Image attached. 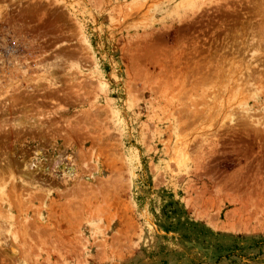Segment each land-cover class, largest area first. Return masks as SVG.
Masks as SVG:
<instances>
[{
  "label": "rangeland",
  "instance_id": "374dc122",
  "mask_svg": "<svg viewBox=\"0 0 264 264\" xmlns=\"http://www.w3.org/2000/svg\"><path fill=\"white\" fill-rule=\"evenodd\" d=\"M0 95V264H264V0H0Z\"/></svg>",
  "mask_w": 264,
  "mask_h": 264
},
{
  "label": "bare ground",
  "instance_id": "6f19581e",
  "mask_svg": "<svg viewBox=\"0 0 264 264\" xmlns=\"http://www.w3.org/2000/svg\"><path fill=\"white\" fill-rule=\"evenodd\" d=\"M253 47H254V46H253ZM256 52H257V51H256ZM250 73H251V72H250ZM240 74H241V72H240ZM231 77H232V76H231ZM233 77H234V76H233ZM227 79H228V78H227ZM236 79H237V78H236ZM236 79H235V81H236ZM228 80H229V79H228ZM233 80H234V79H233ZM233 80H232V81H233ZM243 81H245V80H243ZM236 82H237V81H236ZM243 83L245 84V82H243ZM237 84L239 85L240 83L237 82ZM247 84H248V82H247ZM248 85H250V84H248ZM234 86H235V85H234ZM236 86H237V85H236ZM240 86H241V85H240ZM246 86H247V85H246ZM246 86L243 85V89H244ZM6 87H8V85H6ZM248 87L250 88V86H248ZM248 87H247V88H248ZM234 88H235V87H234ZM236 88H238L237 91L240 90V89H239V88H240L239 86H237ZM236 88H235V89H236ZM243 89H241V90H243ZM6 90H7V89H6ZM227 90H228V89H227ZM252 90H253V89H252ZM255 90H256V89H255ZM255 90H254V91H255ZM244 91L246 92L247 89L244 90ZM250 91H251V89H250V90L248 89L247 92H250ZM245 92H244V93H245ZM256 92H258V91L256 90ZM240 93H241V92H240ZM240 93L238 94L239 96H240ZM242 93H243V92H242ZM244 93H243V95H245ZM250 93H251V92H250ZM2 94H3V93H2ZM2 94H1V95H2ZM252 94H253V91H252ZM252 94L249 95V96H252ZM1 95H0V96H1ZM241 96H242V94H241ZM243 97H244V96H243ZM247 97H248V95H247ZM247 97H246V98H247ZM237 98L239 99V97H237ZM248 98H249V97H248ZM248 98H247V99H248ZM235 100H236V99H235ZM241 100H242V99H241ZM244 100L246 101L245 97H244L243 101H244ZM237 101H238V103H241V104H242V101H239V100H237ZM246 102H247V101H246ZM243 105H245V104H242L241 106H240V105H239V106L242 108ZM242 109H243V108H242ZM242 109H241V110H242ZM257 122H258V121H257ZM258 125H260V124H258ZM32 127H33V126H32ZM29 181H30V180H29ZM21 202H22V201H21ZM13 251H14V249H11V252H13ZM14 252H15V251H14ZM14 252H13V253H14Z\"/></svg>",
  "mask_w": 264,
  "mask_h": 264
}]
</instances>
